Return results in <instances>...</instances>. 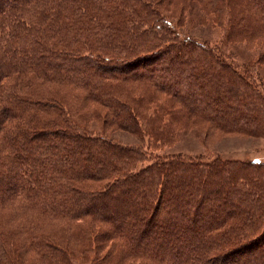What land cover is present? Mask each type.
Instances as JSON below:
<instances>
[{
  "label": "trees",
  "instance_id": "16d2710c",
  "mask_svg": "<svg viewBox=\"0 0 264 264\" xmlns=\"http://www.w3.org/2000/svg\"><path fill=\"white\" fill-rule=\"evenodd\" d=\"M262 66L264 0H0V264H264V164L162 149L264 138Z\"/></svg>",
  "mask_w": 264,
  "mask_h": 264
},
{
  "label": "rangeland",
  "instance_id": "374dc122",
  "mask_svg": "<svg viewBox=\"0 0 264 264\" xmlns=\"http://www.w3.org/2000/svg\"><path fill=\"white\" fill-rule=\"evenodd\" d=\"M196 9V8H195ZM197 10V9H196ZM181 31L184 35H194L202 37L205 40L213 43L219 36V30L211 27L210 25L199 26L197 23L189 22L185 23L184 27H181ZM231 50L235 54L234 66L238 68L239 72H242V65L254 60L257 50L253 46H246L245 44L231 45ZM259 73L264 74V66L256 67ZM264 77V75H263ZM140 93L136 91L134 95L138 96ZM92 122V121H91ZM207 126L201 121H197L191 129L178 133V142L172 144L170 148H164L166 152H193L204 155V157H219L223 159H235L239 161H252L258 160L264 164V138H250L242 137L236 134H221L214 131H205ZM115 134H121L118 131ZM122 138V137H120ZM127 142H137L134 137L124 138ZM151 153V159L154 154H158L161 151H148ZM251 171V176L255 173ZM220 184V183H219ZM223 186L222 184H220ZM179 193V192H178ZM232 247V246H230ZM228 247V248H230Z\"/></svg>",
  "mask_w": 264,
  "mask_h": 264
}]
</instances>
